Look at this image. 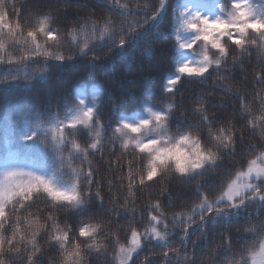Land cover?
Wrapping results in <instances>:
<instances>
[{
	"label": "snow or ice",
	"instance_id": "snow-or-ice-1",
	"mask_svg": "<svg viewBox=\"0 0 264 264\" xmlns=\"http://www.w3.org/2000/svg\"><path fill=\"white\" fill-rule=\"evenodd\" d=\"M141 54L159 101L5 103L0 264H264V0H0L5 94Z\"/></svg>",
	"mask_w": 264,
	"mask_h": 264
},
{
	"label": "trees",
	"instance_id": "trees-1",
	"mask_svg": "<svg viewBox=\"0 0 264 264\" xmlns=\"http://www.w3.org/2000/svg\"><path fill=\"white\" fill-rule=\"evenodd\" d=\"M157 54L163 56V53ZM152 76V82L146 84L144 77L146 75ZM163 73L159 70L156 61L151 59L147 55L141 54L140 61L136 64H128L126 61L121 60L117 64L114 71H108L103 76L97 74V79L86 78L84 72H66L54 76L47 82H41L32 91H20L5 94L0 90V154L4 152V118H5V103L7 102L8 115L14 117L17 110L24 104L32 102L38 103L47 98L60 95L62 92L71 88L81 81V84L85 90V94L91 97L89 88L97 83V80L103 84L105 88V97L107 102L112 103V97H116L119 100L126 92L137 93L142 88H149L157 94V100L161 99L159 93L161 91L160 84L162 81ZM126 103L131 104V98L126 100ZM110 147V146H109ZM108 151V148L105 149ZM159 192V186L153 185L147 189L142 196V202H146L149 194L154 198ZM172 193L173 198L177 202V208L183 207L191 198V193L188 188L178 181H172ZM195 238V237H193Z\"/></svg>",
	"mask_w": 264,
	"mask_h": 264
}]
</instances>
